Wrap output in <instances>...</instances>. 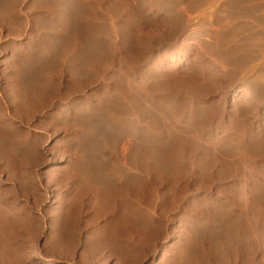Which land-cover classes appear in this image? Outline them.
<instances>
[{"label":"bare ground","instance_id":"1","mask_svg":"<svg viewBox=\"0 0 264 264\" xmlns=\"http://www.w3.org/2000/svg\"><path fill=\"white\" fill-rule=\"evenodd\" d=\"M33 1L0 0V264H264V0Z\"/></svg>","mask_w":264,"mask_h":264},{"label":"rangeland","instance_id":"2","mask_svg":"<svg viewBox=\"0 0 264 264\" xmlns=\"http://www.w3.org/2000/svg\"><path fill=\"white\" fill-rule=\"evenodd\" d=\"M21 1V0H20ZM38 3H42L40 0H35V2H31L26 9L23 11L25 14L27 13H31V12H36L37 9H40L41 7H39ZM42 5V4H41ZM27 11V12H26ZM43 17H42V16ZM24 16V15H23ZM23 16H19L16 20V18L14 17H10L9 13H7V11H5L3 8L0 12V22L6 27L8 28L9 31V37L7 40V44H9V46L7 45L6 47H9L10 49H14L17 46V43L14 41L15 37H18L21 33H22V28L24 27V22L20 19V18H24ZM46 13L39 12L37 14L36 19L37 20H45L46 19ZM13 18V19H12ZM47 20V19H46ZM21 21V22H20ZM11 35V36H10ZM9 42V43H8ZM1 50V48H0ZM82 138V137H80ZM250 256V255H249ZM252 259H250V257L246 260L245 264H252Z\"/></svg>","mask_w":264,"mask_h":264}]
</instances>
